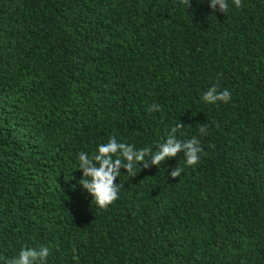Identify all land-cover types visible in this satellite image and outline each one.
<instances>
[{"label":"trees","instance_id":"obj_1","mask_svg":"<svg viewBox=\"0 0 264 264\" xmlns=\"http://www.w3.org/2000/svg\"><path fill=\"white\" fill-rule=\"evenodd\" d=\"M228 3L0 0V264L41 244L46 264H264V0ZM178 122L197 165L122 169L93 203L81 151L155 150Z\"/></svg>","mask_w":264,"mask_h":264},{"label":"clouds","instance_id":"obj_2","mask_svg":"<svg viewBox=\"0 0 264 264\" xmlns=\"http://www.w3.org/2000/svg\"><path fill=\"white\" fill-rule=\"evenodd\" d=\"M182 3L190 7L191 0H181ZM208 3L216 12L217 6L219 11L226 14L229 9L228 0H208ZM236 8L242 7V0H233ZM231 98L228 89H219L218 85H213L204 92L202 99L208 104H217L218 102L228 103ZM161 110L159 104H153L147 111L158 112ZM185 127L182 122H178L171 127L166 133L167 139L153 150L152 147L137 149L135 144L119 142L115 137H111L106 143L97 146L96 151L89 154L81 151L78 154L79 171H82L83 177L79 184L93 198L99 208H107L118 198L122 185L116 181L121 175V170H125L132 177L137 176V166L143 169L159 167L167 160L173 159L178 154L183 153L185 164L195 166L201 160L203 148L197 137L191 139H178V134ZM208 125H200L199 132L201 135L207 134ZM149 160L151 163L149 164ZM184 169L179 165L173 168L169 175L172 179L179 178ZM50 255V248L41 244L39 247L23 248L16 257L8 258L4 264H46ZM76 249L73 248V259H78Z\"/></svg>","mask_w":264,"mask_h":264}]
</instances>
